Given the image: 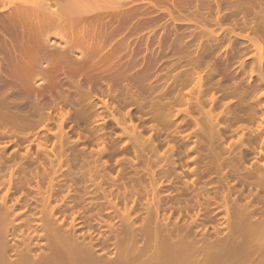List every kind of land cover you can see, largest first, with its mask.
<instances>
[{"label":"bare ground","instance_id":"1","mask_svg":"<svg viewBox=\"0 0 264 264\" xmlns=\"http://www.w3.org/2000/svg\"><path fill=\"white\" fill-rule=\"evenodd\" d=\"M0 264H264V0H0Z\"/></svg>","mask_w":264,"mask_h":264},{"label":"rangeland","instance_id":"2","mask_svg":"<svg viewBox=\"0 0 264 264\" xmlns=\"http://www.w3.org/2000/svg\"><path fill=\"white\" fill-rule=\"evenodd\" d=\"M172 5H173V3H172ZM171 5V2L169 1V3L165 6V7H163L162 9H158V8H154V7H148L147 6V8H148V10L149 11H153V12H151V13H149V16L147 17L146 16V19L147 20H149V21H152L151 22V24L149 23V25H152L153 24V26L152 27H154L153 28V30H156V32L155 33H157V36H156V34H155V37H157V38H159V36H161L160 34H161V31H162V29L160 28V30L157 28V27H155V26H157L158 25V27L160 26V27H163L164 28V33L166 32L167 33V31H168V33L165 35V37H168L167 35L169 34V39H172L173 37H174V35H176L177 33L178 34H180V33H182V30H184V27L183 26H180V22H178V23H175L174 24V22L175 21H180V18L178 19V18H176V19H173L174 17H177V16H179L180 17V14H179V10L176 8V10L178 11H175V6H172ZM169 6V7H168ZM165 8H168V9H165ZM157 9V10H156ZM160 10H162V11H165V10H170V11H174L175 13H173V12H170V13H168L167 11L166 12H162V11H160ZM160 11V12H159ZM162 12V13H161ZM152 13H154V14H152ZM160 13V14H159ZM164 13V14H163ZM166 13V14H165ZM156 14H158L157 16H156ZM161 14H163V15H165V16H163V15H161ZM173 14H175V15H173ZM156 16V18H157V20H154V19H156L155 18V16ZM159 15L160 16H162L161 18L159 17ZM174 16V17H172V16ZM150 16H151V19H149L150 18ZM154 17V18H153ZM169 17V18H168ZM164 20H163V19ZM171 19H173V20H171ZM158 20H159V22H158ZM167 20V21H166ZM175 20V21H174ZM158 22L156 25L154 24V22ZM161 21V22H160ZM164 23V24H163ZM167 23H168V25H170L169 27H167ZM166 24V25H165ZM174 24V25H173ZM177 24V25H176ZM162 25V26H161ZM166 27H167V29H166ZM175 27V28H174ZM183 27V28H182ZM166 30V31H165ZM173 32H175V33H173ZM177 32V33H176ZM171 33V34H170ZM174 34V35H173ZM177 34V35H178ZM171 35V36H170ZM151 50H153L154 49V51L153 52H155L156 53V48H155V46H151V48H150ZM221 64V63H220Z\"/></svg>","mask_w":264,"mask_h":264}]
</instances>
